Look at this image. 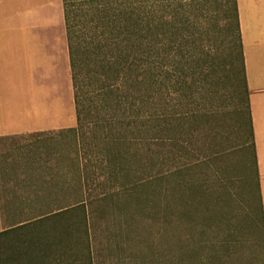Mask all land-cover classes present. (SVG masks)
Wrapping results in <instances>:
<instances>
[{"label":"rangeland","instance_id":"1","mask_svg":"<svg viewBox=\"0 0 264 264\" xmlns=\"http://www.w3.org/2000/svg\"><path fill=\"white\" fill-rule=\"evenodd\" d=\"M57 1L31 0V13ZM197 1L201 6L202 0ZM207 8L209 19H192L191 27L185 28L186 36L196 42L192 48L175 50L170 63L164 53H142L140 70L133 74L147 73L160 79L156 92L152 90L151 106L143 104L146 84L133 89L122 83L118 88V96L125 102L120 115L122 134L132 141L122 149L127 155L123 163L127 175L104 180L106 167L101 158H106L107 152L102 147L92 153L95 159L88 164L90 179L83 196L72 190L51 191L50 197L57 201L47 209L73 207L82 201L88 217V236L85 241L78 236L70 240L72 254L65 256L64 264H264L258 174L245 110V85L240 56L233 45L234 23L231 26L232 19H227L232 13L224 0H213ZM62 34L60 77L51 73L56 79L44 80L45 87L30 90L28 157L24 143L23 158L20 152L18 159L16 152V159L0 169V232L46 210L32 183L36 186L43 178L73 176L60 159L63 153L75 154L72 134H57L76 127L64 12ZM189 54L187 67L183 56L189 59ZM111 75V71L105 73L107 78ZM163 106L175 114L166 134L160 132L163 127L158 118ZM145 116L146 120L154 117L149 132ZM37 132L53 134L37 137ZM141 141L149 144L142 146ZM176 166L184 168L193 185H184L174 200L169 176ZM140 176L144 183L139 182ZM134 184L135 191L126 193L125 186ZM45 193L43 188L38 194ZM74 214V221L84 219L82 211ZM62 228L61 233L52 235L58 252Z\"/></svg>","mask_w":264,"mask_h":264},{"label":"trees","instance_id":"2","mask_svg":"<svg viewBox=\"0 0 264 264\" xmlns=\"http://www.w3.org/2000/svg\"><path fill=\"white\" fill-rule=\"evenodd\" d=\"M212 1L202 0L199 6L197 0H62L74 88L76 127L57 134L63 135L65 132L72 134L71 144L75 147V154L72 156L63 153L60 159L62 166L66 169L69 167L73 176L69 178L64 175L61 180L43 178L36 186L32 183L38 193L42 192L43 188L46 190L44 196L40 197L38 193L36 196L39 201L44 202L43 208L46 210L0 232V264H64L68 260L65 256L72 254V249L68 246L70 240L78 236L79 240L85 241L89 233L84 203L81 201L73 207L60 205L55 210L47 209L57 201V198L50 197L51 191L72 190L78 196H83L84 185L90 179L88 164L95 159L91 157L94 155L92 153L102 147L107 152L106 158L104 155L101 158L103 166L106 167V172L105 170L103 172L104 180H117L120 176L127 175L123 168L127 155L122 149L124 146L132 145L130 144L132 141L122 134L120 115L125 102L122 103L118 96V88L122 83H128L127 85L133 89L140 84V87L146 84L148 88L142 93L145 99L143 104L151 106L154 96L152 90L156 92L155 88L159 85L160 79L147 73L136 76L133 74L140 70L138 62L140 57H143L144 53L149 55L154 51L153 56L164 53L165 59L170 63L175 57L173 54L175 50L181 51L183 47L192 48L196 42L192 43L186 36L185 28L188 29L189 25L191 27L192 19H209L207 7ZM224 4L232 13V17L227 15V19H232L231 26L234 23L233 45L240 56L245 85V110L255 154L237 0H224ZM173 32L176 33V37ZM183 57L188 67L191 63L190 54L189 59L187 55ZM126 69L130 71L126 72ZM110 71L112 72L110 78L105 77V73L107 75ZM189 76L190 74L186 80ZM167 106L162 107L163 114L158 117L163 127L160 132L165 134L170 131L172 120L175 118V114H169ZM153 118L150 117L148 120L146 116L144 118L147 132L150 131ZM50 134L53 133L42 132L36 135L49 137ZM172 142L178 141L173 139ZM140 144L143 146L149 143L141 141ZM135 156L137 157L136 154ZM185 173L184 168L180 166L170 170L171 194L174 200L184 185L189 187L193 185L192 178ZM140 179L139 182L144 183L142 176ZM136 184L125 186V192H134ZM258 187L260 193L259 182ZM259 200L260 224L264 237L260 195ZM75 211H82L84 219L74 221ZM60 227H63V235L58 241L61 248L58 252L55 251L56 245L52 235L61 233Z\"/></svg>","mask_w":264,"mask_h":264},{"label":"crops","instance_id":"3","mask_svg":"<svg viewBox=\"0 0 264 264\" xmlns=\"http://www.w3.org/2000/svg\"><path fill=\"white\" fill-rule=\"evenodd\" d=\"M237 8L264 216V0H237ZM62 28V0L32 13L31 0H0V169L16 152L23 158L24 143L28 157L30 90L45 87L44 80L56 77L51 73L60 77Z\"/></svg>","mask_w":264,"mask_h":264}]
</instances>
